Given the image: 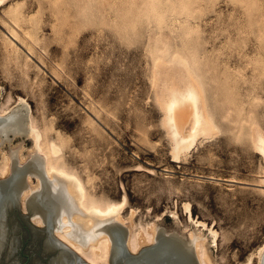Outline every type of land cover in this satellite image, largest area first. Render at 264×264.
<instances>
[{"label":"rangeland","instance_id":"374dc122","mask_svg":"<svg viewBox=\"0 0 264 264\" xmlns=\"http://www.w3.org/2000/svg\"><path fill=\"white\" fill-rule=\"evenodd\" d=\"M263 39L264 0H7L0 6V115L23 97L46 141L61 143L59 163L83 178L92 198L127 195L126 225H155L186 239L212 227L215 264H261L264 158L250 133L252 124L264 129ZM167 48L193 55L223 128L180 158L159 99L168 84L161 76L171 72L172 81L177 67L181 74L172 60L177 67H157L170 59ZM185 72L176 81L191 77ZM34 146L23 132L0 135V180L12 173L14 153L29 162ZM29 208L24 198L9 208L19 242L13 253L2 251L0 264H50L60 251L46 247L48 225Z\"/></svg>","mask_w":264,"mask_h":264},{"label":"bare ground","instance_id":"6f19581e","mask_svg":"<svg viewBox=\"0 0 264 264\" xmlns=\"http://www.w3.org/2000/svg\"><path fill=\"white\" fill-rule=\"evenodd\" d=\"M6 1L0 0V6ZM11 35L16 38L14 33ZM173 52L169 54L167 48V58L170 59L167 61L162 59L165 62L160 61V64L158 61L157 67L168 64L166 62L172 60L169 64L179 65L181 74L177 73V66L170 64V68L177 67L175 68L177 75L172 72L174 76L170 81L172 77L169 76L168 79V75L171 72L168 74L163 71L168 75L167 77L163 75L164 78L161 76L163 80H167L162 82L165 84L168 82V84L166 87L163 84L165 89L159 99L165 112L164 124L173 141L174 156L180 158V155L188 151L200 137L215 136L223 128L220 129L221 124L215 118V112H212L210 108L206 90L208 85H204L208 80L204 82L203 78H200L193 55L189 56L177 50ZM204 65L207 64L204 63ZM183 68H186L191 75V77L186 75L189 78L184 81L182 80L183 72L185 74L187 72L186 70L182 72ZM262 73L264 74V71ZM181 75L183 78L177 77V81L181 78L180 81L182 80L183 83L181 81V85H178L175 77ZM252 125L251 140L256 152L264 158V129L257 124ZM11 132L31 135L35 140V146L32 150L34 151L33 157L29 162L21 163L18 161L17 154L14 153L13 167L9 169L12 173L0 180V255L8 246L10 253L17 248L19 237L17 235L12 237L13 233L10 232L8 226V213L9 208L16 204L19 198H24L25 202L26 199L28 201L34 219L46 222L48 225L49 235L46 247L60 250L52 257L50 264H94V262L103 264H215L208 242L217 243L219 236L217 229L211 227L208 234L195 229L191 232L189 239L178 233H167L155 225L136 230L132 217L130 218L132 221L126 225L128 220L122 214L127 195L122 201H102L92 198L83 178L59 163L62 153V147L59 145L61 143L58 144L53 139L46 141L44 132L34 120L30 105L23 97H20L18 106L12 112L0 115V135H9ZM6 156L8 166L10 157ZM33 176H36L38 180L35 185L32 182ZM259 186L264 191V177ZM192 220L196 221L197 225L201 223L194 218ZM146 242H151L152 245L140 251L141 245ZM129 249L138 251V254H129ZM259 256L260 263L264 264V245L260 247ZM11 264L18 263L12 262Z\"/></svg>","mask_w":264,"mask_h":264}]
</instances>
